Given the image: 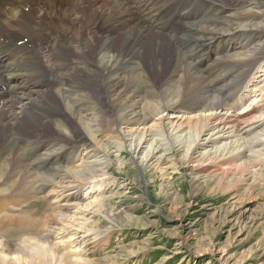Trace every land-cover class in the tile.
I'll return each mask as SVG.
<instances>
[{
	"label": "bare ground",
	"instance_id": "obj_1",
	"mask_svg": "<svg viewBox=\"0 0 264 264\" xmlns=\"http://www.w3.org/2000/svg\"><path fill=\"white\" fill-rule=\"evenodd\" d=\"M178 1L159 0L158 7ZM181 5L195 18L164 33L135 17L128 0H0V38H29L23 54L0 64V89L4 80L13 81L9 92L0 91L5 95L0 98V195L17 203L14 197L23 192L50 189L37 210L22 204L18 213L1 211L0 233L43 236L65 208L60 201L67 191L86 186L91 192L93 181L111 174L103 162L124 168L127 162L117 152L131 153L130 164L149 177L161 172L163 179L170 174L162 165L176 150L202 171L217 162L222 175L239 180L252 160L263 157L253 148L264 149V93L244 112H236L232 101L244 100L264 72L260 65L253 74L264 61V0ZM85 16L88 24L82 22ZM209 50L214 66L204 71L200 62ZM179 109L188 115L174 114ZM106 131L116 136V144L109 134L100 138ZM103 206L96 197L74 211L67 225L86 230L87 222L80 220L96 216ZM60 248L48 244L42 252L0 257V262L78 264L85 257L81 251L59 254Z\"/></svg>",
	"mask_w": 264,
	"mask_h": 264
},
{
	"label": "rangeland",
	"instance_id": "obj_2",
	"mask_svg": "<svg viewBox=\"0 0 264 264\" xmlns=\"http://www.w3.org/2000/svg\"><path fill=\"white\" fill-rule=\"evenodd\" d=\"M89 19L85 16L82 22L88 24ZM255 84H249L252 91L245 101L241 100L244 102L236 112L249 110L264 93V80ZM236 99L233 104L239 101ZM174 114L188 115L183 109L174 110ZM152 122L149 120L148 125ZM107 134L116 144L117 138L111 132L106 131L100 138H107ZM253 149L264 153L262 146ZM117 153L120 160L127 162L124 168L119 169L116 162L110 165L103 162L111 174L93 181L91 192L86 186L67 191L68 197L60 201L65 208L58 213L56 222L45 226L43 236L21 235L15 230L0 233V257H28L33 252H42L48 244L57 243L62 247L59 254L65 250L72 254L81 251L80 257H85L78 264H264V154L261 159L254 157L257 160H252L250 171L239 180L230 173L222 175L217 162L212 163L209 171H202L195 160L180 158L177 150L169 153L168 162L162 165L170 177L163 179L161 172L149 177L130 164L131 153ZM78 155L83 157L85 153L80 151ZM130 175H136L138 181L134 182ZM235 179L239 181L235 183ZM48 190L23 192L16 196L17 200L14 197L17 203L0 195L3 206L0 215L18 213L22 204L24 210H37ZM96 197L102 198L107 206L96 207L99 210L96 216L85 215L86 219L80 220L87 222L86 230L69 227L74 211ZM63 233L66 238H61ZM17 262L10 260L3 264Z\"/></svg>",
	"mask_w": 264,
	"mask_h": 264
}]
</instances>
